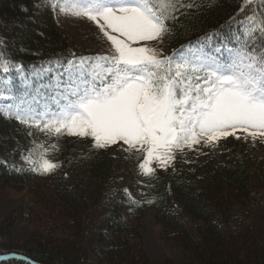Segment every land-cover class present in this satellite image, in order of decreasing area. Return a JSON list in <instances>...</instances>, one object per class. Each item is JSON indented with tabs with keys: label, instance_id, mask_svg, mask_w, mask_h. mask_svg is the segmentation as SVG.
<instances>
[{
	"label": "snow or ice",
	"instance_id": "6c2138e0",
	"mask_svg": "<svg viewBox=\"0 0 264 264\" xmlns=\"http://www.w3.org/2000/svg\"><path fill=\"white\" fill-rule=\"evenodd\" d=\"M255 2L243 0L235 35L212 33L164 55L150 42H162L177 14L187 15L181 9L200 7L197 0H50L54 12L95 24L108 50L70 53L25 71L0 41V117L46 140L90 138L93 150L118 145L137 156L146 177L173 166L177 152L214 148L230 136L240 139L238 132L264 141V0L253 8ZM57 151L55 143L33 141L21 160L28 171L48 175L60 167L50 158ZM13 258L21 257L0 255Z\"/></svg>",
	"mask_w": 264,
	"mask_h": 264
},
{
	"label": "trees",
	"instance_id": "16d2710c",
	"mask_svg": "<svg viewBox=\"0 0 264 264\" xmlns=\"http://www.w3.org/2000/svg\"><path fill=\"white\" fill-rule=\"evenodd\" d=\"M197 2L199 8L181 9L187 15L178 13L177 24H169L172 30L167 34L177 47L194 44L212 33L231 37L245 18V13L240 12L243 0ZM49 3L50 0H0V41L7 42V54L26 68L74 53L69 39L57 26ZM257 7L259 0L253 5ZM22 25L20 37H14V31L21 32ZM0 132L7 144L15 148L17 158L27 153L33 141L46 146L57 144L59 151L50 153V158L60 164L53 173L40 175L0 163V188L9 184L24 186L35 178L51 181L53 198L44 201L43 216L21 217L35 226L41 218L51 225L59 224L52 236L36 229L27 252L17 253L28 261L11 259L0 264H90L88 256L94 252L107 264H134L143 252L140 249L137 254L132 246L139 239L138 230L128 225L125 214L138 221L146 209L155 211L165 237L177 240L204 264H264L263 163L234 155L227 165L215 166L205 177L190 171L185 164L165 174L155 172L146 179V185L151 187L144 185L140 194H131L139 201L136 205L123 187L115 188L113 184L114 165L123 153L116 158L109 150H93L91 144L80 140H46L44 134L25 129L15 119L0 117ZM29 132L33 134L30 136ZM253 164L256 167L250 173L248 168ZM149 200L153 202L148 203ZM172 201L180 208L173 207ZM236 204L240 205L239 210L234 209ZM55 212L63 215L61 221L53 217ZM4 224L2 231L8 232L15 219H7ZM71 228L74 232L68 236ZM87 231L89 245L82 249L79 241ZM233 245H237L236 249H232Z\"/></svg>",
	"mask_w": 264,
	"mask_h": 264
},
{
	"label": "rangeland",
	"instance_id": "374dc122",
	"mask_svg": "<svg viewBox=\"0 0 264 264\" xmlns=\"http://www.w3.org/2000/svg\"><path fill=\"white\" fill-rule=\"evenodd\" d=\"M43 3V2H41ZM41 10V9H40ZM57 26L62 30L64 36H66L70 43L74 53H90V56L106 54L109 42L102 40L101 34L98 32L97 27L90 21L84 19H76L71 15H64L57 12ZM23 24V23H22ZM21 25V24H19ZM18 26L17 28H19ZM10 28V27H9ZM19 30L14 31V37H20ZM17 37V38H18ZM153 46L161 49L164 55H171L174 50H178L177 45L171 40L168 34L162 37V42L152 41ZM89 56V55H85ZM241 138L229 139L226 142L220 141L218 146L214 148H200V151L185 149L183 152L176 153V159L173 166H170L167 170L157 168L156 173L165 174L171 168H177L179 166H185L190 170L197 172L200 177H205L209 171L217 165H227L228 161L234 156L239 155L242 159L250 158L249 160L254 163H263L264 169V141L259 138L253 142L249 137L247 140L243 139V134L239 133ZM67 140L75 139L78 137L68 136ZM85 143H89L90 138L82 139ZM0 143L2 149L0 151V162H7L11 164H17L22 167H26L23 161H19L14 157V149L8 145V140L0 132ZM109 151L114 157H119V153H123V157L117 158L113 169V184L115 188L123 187L128 189V192L133 194L140 193L143 190V186L146 185V179L148 177L140 174L138 168L137 156L128 152L122 151L118 145L110 147ZM253 164L248 168L252 173L255 170ZM71 185L72 182L70 181ZM54 187L49 179L35 178L24 183V186H15L9 184L0 188V255L8 253H25L27 248L32 243L33 234L39 228L46 236L55 235V228L59 226L51 225L46 222L45 218H41L39 225H33L31 222L26 221L21 216L38 219L43 216L44 201H49L52 197ZM51 200V199H50ZM173 207L180 208L174 201H172ZM239 204V203H237ZM235 205L234 209L239 210L240 205ZM57 212L59 208H56ZM53 213V217L58 221L63 219V215L59 213ZM34 215V217H33ZM15 219V224L8 232L2 231V226L7 219ZM125 219L128 225L137 231L139 237L138 240L132 243L135 251L139 254L142 249L143 257L134 264H204L201 259L187 253L177 240L169 239L164 235V227L158 223L156 219L155 211L152 209H146L143 217L134 221L130 214H125ZM56 224V223H55ZM74 232L71 228L68 232V236ZM89 233L85 232L83 238L79 241V245L82 249H86L89 245ZM59 234V232H58ZM237 245H233L232 249H236ZM102 250V247H97ZM97 249V252L99 251ZM90 264H107L104 258L99 253H90L88 256Z\"/></svg>",
	"mask_w": 264,
	"mask_h": 264
}]
</instances>
